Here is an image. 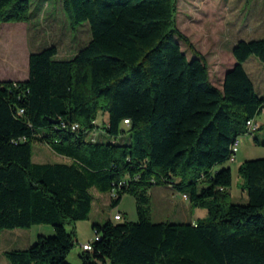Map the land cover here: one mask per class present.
Masks as SVG:
<instances>
[{
  "label": "trees",
  "instance_id": "16d2710c",
  "mask_svg": "<svg viewBox=\"0 0 264 264\" xmlns=\"http://www.w3.org/2000/svg\"><path fill=\"white\" fill-rule=\"evenodd\" d=\"M62 4L74 30L90 23L92 41L70 60L57 59L56 46L31 53L27 80L0 81V245L6 230H54L27 249L6 251L8 263L69 264L76 225L90 219L96 189L111 193L113 208L133 195L139 220L94 223L97 239L82 249V264H264V158L239 167L245 205L231 202V168L214 172L264 113L244 66L253 56L264 63V38L234 45L235 65L219 88L178 28V0ZM32 19L31 0H0V23ZM34 142L67 161L34 162ZM156 186L187 196L208 216L154 223Z\"/></svg>",
  "mask_w": 264,
  "mask_h": 264
},
{
  "label": "rangeland",
  "instance_id": "374dc122",
  "mask_svg": "<svg viewBox=\"0 0 264 264\" xmlns=\"http://www.w3.org/2000/svg\"><path fill=\"white\" fill-rule=\"evenodd\" d=\"M32 29L36 34V42L30 34L28 40L30 49L42 51L48 47L56 46L57 59L70 60L79 51L92 41L90 23L79 25L76 30L71 27L69 19L64 12L62 0H31ZM178 28L190 38L195 49L205 58L209 67L210 78L216 87L223 88L225 74L235 65L232 49L239 41H251L264 38V0H178ZM3 24V23H0ZM21 31V33H25ZM3 37L7 34L1 33ZM183 51L189 59L194 58L193 52L180 41ZM19 56L26 55V45H23ZM248 74L256 85L257 92L264 97V63L255 56L245 63ZM260 69V70H258ZM109 117L99 114L98 122L107 127ZM260 130L253 134L240 137L239 152L235 161H228L217 165L214 172L231 168L233 184L230 188L231 202L245 205L248 203V194L243 188V180L239 174V167L248 160L264 158V113L257 119ZM256 139L260 143L256 142ZM98 140L108 142L110 136L100 135ZM33 160L36 163H61L67 159L55 154L47 144L33 143ZM95 204L99 197L105 198L104 212L98 216L97 212L89 220L80 221L76 225L77 242L69 254V264H82L80 254L82 245L95 240L93 221L103 223L122 213V222H136L139 220L136 198L126 194L118 207L111 205V193H100L92 190ZM151 220L154 223L170 222L185 223L184 206L180 193L167 186H156L150 191ZM196 219L208 216L206 209L193 208ZM192 218L191 211H187ZM191 216V217H190ZM51 228L52 227H48ZM29 230V229H20ZM72 230V229H70ZM48 237V236H47ZM17 247V246H16Z\"/></svg>",
  "mask_w": 264,
  "mask_h": 264
},
{
  "label": "crops",
  "instance_id": "0c3cea01",
  "mask_svg": "<svg viewBox=\"0 0 264 264\" xmlns=\"http://www.w3.org/2000/svg\"><path fill=\"white\" fill-rule=\"evenodd\" d=\"M32 24L33 22L0 24V34H7V37L0 35V81H25L29 78V58L31 53L37 52L33 51V49H30L28 46V40L31 37L30 34L36 42V38L34 37L36 34H33L34 31L31 27ZM24 29L26 32L21 33V31H24ZM23 45H26V55L19 56L18 52L23 51ZM259 68L264 70V68L260 66ZM261 80L264 82V78ZM180 195L182 202L185 203V206L183 207L184 212L182 213L184 214L185 222L195 224L201 218L196 219L193 216L194 213L192 211L190 201L188 198H186L187 196L182 194ZM104 199L105 198L103 197H99L96 201V204L94 199L91 217H93L94 213L96 212L98 216L101 215V212L105 213V210H103L105 207ZM187 211H191L192 218H189ZM93 222L99 223L98 221ZM48 227L49 226L41 225L34 226L29 230L16 229L3 231L1 234L0 264H9L5 257L6 251L13 249H27L37 242L39 236L53 235V228L51 229Z\"/></svg>",
  "mask_w": 264,
  "mask_h": 264
},
{
  "label": "built area",
  "instance_id": "2783aa9c",
  "mask_svg": "<svg viewBox=\"0 0 264 264\" xmlns=\"http://www.w3.org/2000/svg\"><path fill=\"white\" fill-rule=\"evenodd\" d=\"M21 112H23V111H21ZM129 123H130L129 120H125V124L126 125H129ZM76 127H78V126H76ZM258 127H259V125L257 123H255V121L251 120V121L248 122V131H249V133H253V132L257 131ZM239 147H240V139H238L237 142H235L233 147H232V156H231V161L232 162L235 161V157H236V155L239 152ZM114 219L116 221H122L123 220L122 213L116 214L114 216ZM95 235H96L95 238L97 239V234L95 233ZM89 244L90 243L82 245V249L85 250V251H89Z\"/></svg>",
  "mask_w": 264,
  "mask_h": 264
},
{
  "label": "bare ground",
  "instance_id": "6f19581e",
  "mask_svg": "<svg viewBox=\"0 0 264 264\" xmlns=\"http://www.w3.org/2000/svg\"><path fill=\"white\" fill-rule=\"evenodd\" d=\"M238 139H240V138H238ZM238 139H236L235 142H237ZM89 250H92V246H91V244H89Z\"/></svg>",
  "mask_w": 264,
  "mask_h": 264
}]
</instances>
